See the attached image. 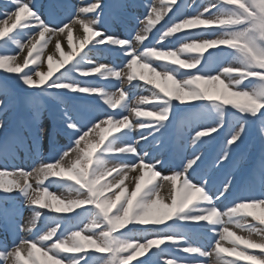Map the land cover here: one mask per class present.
Masks as SVG:
<instances>
[{
  "label": "snow or ice",
  "instance_id": "obj_1",
  "mask_svg": "<svg viewBox=\"0 0 264 264\" xmlns=\"http://www.w3.org/2000/svg\"><path fill=\"white\" fill-rule=\"evenodd\" d=\"M102 13L101 0L59 23L32 0H8L0 12V70L41 94L55 90L57 99H92L103 108L73 114L65 107L57 135L67 144L53 140L54 155H39L29 168H0V194L18 195L31 212L24 223L5 221L15 238L0 245V264H264V192L229 201L232 178L213 191L208 179L193 176L203 163L198 150L226 126L218 168L250 121L264 125V0H206L191 12L179 0H152L125 38L99 30ZM98 46H112L123 65L90 56ZM97 79L121 85L112 91L91 82ZM124 82L149 95L130 102ZM178 105L193 110L186 121L193 151L165 175L142 145L163 137ZM45 135L38 125L36 138Z\"/></svg>",
  "mask_w": 264,
  "mask_h": 264
},
{
  "label": "rangeland",
  "instance_id": "obj_2",
  "mask_svg": "<svg viewBox=\"0 0 264 264\" xmlns=\"http://www.w3.org/2000/svg\"><path fill=\"white\" fill-rule=\"evenodd\" d=\"M117 1H120V0H117ZM204 1H206V0H204ZM32 2L35 3L36 6L39 8V0H32ZM71 2L72 3L69 4V6L74 9L77 6H80L82 3H87V2H91V1H88V0H73L72 1L71 0ZM7 4H8V0H0V12L4 11L5 5H7ZM0 19H2V17H0ZM77 29L80 30L78 26L76 27V30ZM76 30L74 31L73 41H74L75 36L77 34V31ZM99 30H101L102 32H104L101 24H100ZM80 33L82 35V30H80ZM53 41H54V38H53ZM52 43L49 44V46H48L47 49H45V58H46V56L49 53H53L54 52V48L51 47L52 46ZM74 45H78V42L75 43ZM89 47H91V46H89ZM103 48H104V46H101V50ZM97 49H100V48H95L96 51H94V52L91 51L89 53V55L92 56L94 59L98 60L99 62H102V63H105V64L108 65L109 64V60H108L107 57H104L102 59H97L93 55V54H98V53L101 52L100 50H97ZM10 50H12V49H10ZM0 51H3V49H0ZM85 51H87V49H85ZM25 52H26V50H25ZM56 55L58 57L59 54H56ZM123 63H124V60L123 61L122 60H118L116 66H122ZM40 67H41V70H45V71L47 70L46 63L45 64H42ZM3 74H6L8 76V77H5V78H9L10 77V78H12L14 80L15 79L18 80V82H15L14 80H12V82H10V83H2V84H0V98H6V97L10 98V97H12V95L14 93H16V90L17 89L24 90L25 92L31 90V89H28L26 86H24L22 84V82L17 78L16 74L6 73L3 70H0V75L2 76ZM97 80H99V79H97ZM94 81H96V80H94ZM94 81H92V82H94ZM103 81H105V80H103ZM108 81H110L111 85L114 86L113 89H110L112 91H115L116 88H118L121 85V82L120 81H117L115 79H111V80H108ZM94 83H97V82H94ZM97 84H99V83H97ZM100 85H103V84L101 83ZM123 86L129 92L130 102L132 100L138 99L139 96H141V95H149V93H147L146 91H144L142 88L141 89H138V88L130 87L126 82H124V85ZM68 96L69 97H73L71 95H68ZM180 106L182 108L183 107L186 108L188 114L191 115V113L193 111L192 109H189V108H187L184 105H180ZM0 120H3L5 122V126L7 125V123H8L7 121L8 120L5 119V114L3 116H0ZM171 121H172V118H171ZM171 126H172V124L170 123L169 124V128L164 133L163 137H161L159 139L158 142H155V143H152V144H148V145H146L144 147L150 153H152V155H153V157L155 159L160 160V161H162L165 164H168L170 162V159H169V156H168L169 149H172L173 148L172 145L174 144V142H177L178 141V138L176 137V134L173 133L170 130ZM0 131H1V129H0ZM224 133H227V127H225V129L223 131H221L218 135H216V139L215 140H209L206 144H204V145L201 146V147H203V150L202 151L200 150V152L203 153V160L206 158V156L210 155V152L212 153L214 151L215 147L217 146L218 142L220 141L221 136ZM0 134H1V132H0ZM169 140H172V141L170 143H168ZM190 150H192V148ZM178 151H179V153L184 152V151H187V149H185V146L182 144V142L180 143V147H179ZM174 156H177V155L174 154ZM177 159H178L179 164H181L183 162V157H178ZM163 163L158 166L159 170L163 174H165V175L170 174L172 172V170H169V169H166V168L162 167L163 166ZM216 168L219 169L218 167H216ZM229 170H232V174H231V171H230V174L231 175H228V172H227L225 178L226 179L227 178H232L233 181H234L237 178V176L239 175V173L243 170V167L239 163V164H236L235 166L232 165L231 166V169H229ZM253 177H254L253 180H255L260 186H262L261 188H262V190L264 192V172H262V170L260 169L259 170V175H257V173H256L255 175H253ZM50 191H53V192H55V193H57L59 195L62 190L59 189V188H57V187H55V186H53L52 188H50ZM167 192L168 193L165 195V197H168L169 196V189H167ZM2 196L3 195L0 194V198L2 200V203L11 206V203H10L9 199H7L5 196H3V197H5V199H4ZM12 201H13V205L11 206L12 212L10 213L11 219H14L17 223H24V222H26L31 217V212L29 214H26V215H23L22 213H17V204H16V201L18 202V199H12ZM257 212H259V210H257ZM225 246H228V245L226 244ZM153 251H155V250H153ZM254 251L258 254V250H254ZM134 264H136L135 261H134Z\"/></svg>",
  "mask_w": 264,
  "mask_h": 264
},
{
  "label": "bare ground",
  "instance_id": "obj_3",
  "mask_svg": "<svg viewBox=\"0 0 264 264\" xmlns=\"http://www.w3.org/2000/svg\"><path fill=\"white\" fill-rule=\"evenodd\" d=\"M78 35H81L80 30H77V34H76L75 39H74V41H73L74 44L78 42V41L76 40V37H77ZM55 39H56V38H54V41H53V43H52V46H51L52 48H54ZM61 39H62V47H64V50L67 51V50H68V49H67V41H66V39H64V38H61ZM166 189H167V187H166L165 189L162 190V193H161V194H162L163 196H165L164 194L167 193V192H166Z\"/></svg>",
  "mask_w": 264,
  "mask_h": 264
}]
</instances>
